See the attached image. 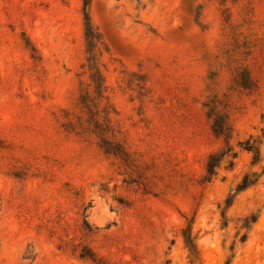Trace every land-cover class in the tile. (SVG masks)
<instances>
[{
    "label": "rangeland",
    "instance_id": "rangeland-1",
    "mask_svg": "<svg viewBox=\"0 0 264 264\" xmlns=\"http://www.w3.org/2000/svg\"><path fill=\"white\" fill-rule=\"evenodd\" d=\"M0 264H264V0H0Z\"/></svg>",
    "mask_w": 264,
    "mask_h": 264
},
{
    "label": "trees",
    "instance_id": "trees-1",
    "mask_svg": "<svg viewBox=\"0 0 264 264\" xmlns=\"http://www.w3.org/2000/svg\"><path fill=\"white\" fill-rule=\"evenodd\" d=\"M92 39H94V37ZM226 129H227V124L225 121L215 122V132L217 134L219 135L225 134ZM247 151L253 153L254 155L253 157L255 160L258 159L259 153H260L258 147L250 146L247 148ZM222 160H223V155L220 158H217L216 153H212L208 156L207 163H206V172H207L205 176L206 181H210L212 176L216 174L215 170L220 167ZM230 166H233V162H230ZM254 182L255 181H251V176L249 174H245L243 176L241 183L238 185V190L245 189L249 187L251 184H253ZM187 243L189 245L190 243L189 239H187Z\"/></svg>",
    "mask_w": 264,
    "mask_h": 264
}]
</instances>
